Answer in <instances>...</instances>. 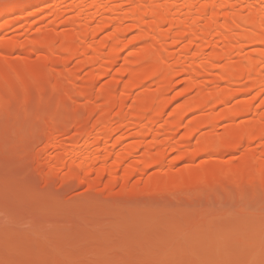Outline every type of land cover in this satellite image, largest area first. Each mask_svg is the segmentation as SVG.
<instances>
[{
  "label": "rangeland",
  "instance_id": "1",
  "mask_svg": "<svg viewBox=\"0 0 264 264\" xmlns=\"http://www.w3.org/2000/svg\"><path fill=\"white\" fill-rule=\"evenodd\" d=\"M7 1L0 0V4ZM52 6H59L64 14L58 17L51 11ZM128 6L126 4L124 10ZM40 8L43 10L33 17V12ZM234 9L246 13L236 0ZM73 13L70 1L44 0L27 6L20 15L22 18L32 16V22L27 21L20 27L12 26L0 35V42L8 41L6 46H0V53L6 54L5 57L0 56V69L15 64L37 67L44 73L60 74L67 73L71 67L75 68L76 62L69 67L46 63V57H55L50 51L15 46L16 40L30 44L38 37L47 36L50 39L53 35H60L55 42L52 41V51L61 50L65 39L77 36L83 28L73 25L68 19ZM15 15L18 14H11L9 18L6 16L2 21L13 19ZM117 23L118 20L114 21L106 32L96 35L95 41L100 42L115 31ZM131 23L136 21L131 19ZM144 28H149V25H144ZM139 32L140 28L135 27L125 35L132 40ZM109 45L112 48L117 41H110ZM255 48L261 46L251 44L244 55L252 53L250 49ZM140 51L141 45L135 54L126 48L111 78L107 81L98 79L94 91L97 93L112 77L121 76L118 69L126 65V59L138 58ZM141 60L135 64V71L148 65V60ZM89 70L80 73L77 85L86 84L91 73ZM210 77L207 75L205 79ZM35 78V81L46 80L44 74ZM124 78L127 80L130 74ZM246 81L245 78L240 81V88L244 87ZM146 82L151 90L159 86L157 76ZM189 86L186 80L177 81V84L168 83L167 95L175 101L165 117H171L172 110L180 103L197 95L196 90L188 89ZM6 90L2 89L4 94H9L5 95L7 100L16 98L21 107L18 106L17 111H9L7 115H3L6 114L3 112L0 114V193L7 194L5 197L10 199L7 197L5 201L7 208L0 209V264H264V173H252L249 169L257 158L263 159L259 162L264 161V139L257 140L255 147L251 148H255V156L251 158L243 156L248 148L245 146L247 142L238 150L213 156L219 149V144H215L195 162L186 159L171 165L170 159L176 153H170V159L167 157L169 160H166L171 166L165 169L166 173H163L160 164L154 165L144 174H136L128 186L121 183L107 185L112 174L97 172L89 177V182L82 184L77 178H71L70 167L55 170L53 159L60 148L45 134L48 128L56 126L61 128L57 138L59 144L72 140L77 135L76 127L72 126L68 131L62 130V127H66L81 111L87 114L85 106L90 104L88 99L74 95V98L57 104L56 99L50 97L55 103L51 101L53 103L47 106L41 102V98L48 96L39 89L32 87L15 93L14 89H8L7 93ZM2 91L0 95L4 96ZM253 95L240 93L216 107L213 106L214 102L210 103L202 113L215 110L223 115L239 100ZM3 96H0V101L4 99ZM254 101L250 116L241 114L231 117L230 121L222 119L217 126L208 129V134L225 132L234 125L253 126V131L257 132L260 126H264V119H260L264 113V93L257 95ZM92 103V116L95 119L101 114L104 100ZM24 119H27L25 122L30 121L25 123ZM20 121L23 124H16ZM185 130L183 127L182 133ZM124 146V141L121 145L117 144L109 164L118 157ZM137 158L136 155L130 161ZM224 167L229 169V176L234 175L220 176L213 185H194L187 174L189 170L196 169L198 173L209 175ZM186 170L188 172L180 178L181 181L171 177L165 184L146 183L154 175H176ZM237 174L244 180L239 181ZM242 176L247 179L249 176L250 182ZM104 185H107L106 188ZM38 200H46L47 204L55 206L57 210L54 213L57 215L49 209L38 208Z\"/></svg>",
  "mask_w": 264,
  "mask_h": 264
},
{
  "label": "bare ground",
  "instance_id": "2",
  "mask_svg": "<svg viewBox=\"0 0 264 264\" xmlns=\"http://www.w3.org/2000/svg\"><path fill=\"white\" fill-rule=\"evenodd\" d=\"M40 1L44 0H8L0 4V35L12 26L20 27L27 21L32 22V16L22 18L20 14L27 6ZM57 1H70L74 13L69 15L68 19H71L73 25L83 27L78 31V35L67 37L64 47L59 51H52V43L61 37L60 35H53L52 38L49 37L50 39L47 36L38 37L30 44L16 40L15 46L52 52L55 57H46V63L69 67L76 62L77 66L68 69L67 73L60 74L44 73L37 67L15 64L0 69V91L8 88L14 89L15 93L33 87L48 96L41 98V102L47 106L48 103L50 105L55 103L52 98L59 104L63 100L74 98V95L84 97L90 102L85 106L87 114L83 111L77 113L78 115L73 117L66 127H62L64 131L70 130L72 126L76 127L77 135L72 140L59 144L57 138L61 134V128L56 126L48 128L49 131L45 135L60 148L53 159L55 170L70 167L71 178H77L82 184L89 182V177L95 172L103 175L111 173L112 177L107 185L121 183L122 186H128L136 174H144L154 165L160 164L163 173H166L165 169L173 163L186 159L195 162L215 144H219V149L213 156L238 150L246 142L248 145L245 146L248 148L243 156L245 158L255 156L253 154L255 148L253 150L251 148L255 147L257 140L264 139V126H260L257 132L253 131V126L247 125L230 126L227 131L215 134H208V129L217 126L222 119L230 121L231 117L241 114L250 116L253 113L255 97L264 93V0H236L246 13L234 9L235 0ZM126 4L129 6L124 10ZM42 10L43 8H40L33 12V17ZM51 11L58 17L64 14L59 6H52ZM122 12L123 15L118 16ZM11 14L18 15L2 21ZM131 19L136 23H131ZM117 20V29L100 42H96V35L106 32ZM146 24L149 25L147 29L144 28ZM135 27L140 28V32L132 40H128L125 34ZM115 40L117 45L111 48L109 43ZM7 43L8 41H1L0 46L4 47ZM253 43L260 45L261 48L250 49L252 53L244 55L250 45H254ZM140 45L139 57L126 59V65L118 69L122 75L112 77L111 81L96 93L94 91L96 81L98 79L107 81L111 78L126 48L135 54ZM108 46L110 49L106 51ZM177 47L179 49L176 50ZM0 56L5 57L6 54L1 52ZM139 59L148 60V65L135 71V64ZM88 68L91 72L88 81L84 85H77L76 80L80 73ZM42 74L46 80L35 81V77ZM127 74H130V78L126 80L124 76ZM207 75L211 77L205 79ZM155 76L158 78L159 86L151 90L146 81ZM243 78L247 81L244 87L240 88L239 84ZM181 80L189 81L188 89L196 90L197 95L180 103L172 110L171 117H165L175 101L173 97L167 95L168 83L177 84V81ZM224 83L226 85H223ZM208 84H211V87ZM240 93L254 95L239 100L223 115L215 110L207 112L208 114L202 113L210 103L214 102L213 106L216 107ZM5 97L6 100L0 101V114L3 112L6 113L3 115H7L9 111L14 112L17 111L16 108L21 107L18 99L10 97V100H7ZM99 99L104 100V104L101 114L94 119L92 102ZM190 114L192 116L187 121ZM260 119H264V113ZM25 120L27 119H24V122ZM29 121L28 119L27 122ZM22 122L16 124L21 125ZM183 127L186 130L182 133ZM20 128L22 131V127ZM44 131L43 134L46 132ZM118 134L121 135L117 136ZM123 141L125 146L118 157L109 164L117 144L121 145ZM170 153H176L173 159L169 158ZM136 155L139 158L130 161ZM167 157L171 165L167 164L169 160ZM262 160L257 158L253 167H249L252 173H264V161L259 162ZM197 171L192 169L189 172L180 171L176 175L171 173L154 175L146 183L165 184L171 177L181 181L180 178L188 172L193 179L192 184L213 185L220 176L234 175L232 173L229 176V169L225 167L209 175ZM240 177L237 174L239 181H243L244 179L241 180ZM242 178H246L247 182L251 180L249 176L248 179L244 176ZM244 183L246 184L245 181ZM6 195L2 193L0 196V209L4 208L3 210L7 205ZM45 201L38 200L39 204L36 206L49 209L57 215L54 213L57 210L55 206L52 207Z\"/></svg>",
  "mask_w": 264,
  "mask_h": 264
}]
</instances>
